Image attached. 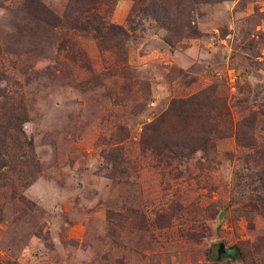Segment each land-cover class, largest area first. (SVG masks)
Masks as SVG:
<instances>
[{"label":"rangeland","instance_id":"obj_1","mask_svg":"<svg viewBox=\"0 0 264 264\" xmlns=\"http://www.w3.org/2000/svg\"><path fill=\"white\" fill-rule=\"evenodd\" d=\"M263 150L264 0H0V264H264Z\"/></svg>","mask_w":264,"mask_h":264},{"label":"trees","instance_id":"obj_2","mask_svg":"<svg viewBox=\"0 0 264 264\" xmlns=\"http://www.w3.org/2000/svg\"><path fill=\"white\" fill-rule=\"evenodd\" d=\"M67 14V13H66ZM67 16V15H66ZM61 18L62 17H59V16H55L54 15V19H55V21H53V22H50V24H52L53 26H55V27H61V28H63V23H62V20H61ZM98 27L100 26V25H97ZM102 27H105V26H102ZM195 102H197V100H195V98H192V100H190V103L189 102H187V107L188 106H190V105H192V104H195ZM252 145V144H251ZM255 157H256V159H261V160H263L264 161V150L263 151H256V153H255ZM262 180H264V170L262 171Z\"/></svg>","mask_w":264,"mask_h":264},{"label":"water","instance_id":"obj_3","mask_svg":"<svg viewBox=\"0 0 264 264\" xmlns=\"http://www.w3.org/2000/svg\"><path fill=\"white\" fill-rule=\"evenodd\" d=\"M225 246L224 244L220 245V253H219V258L221 259L223 257V255H225L227 253V251H225Z\"/></svg>","mask_w":264,"mask_h":264},{"label":"flooded vegetation","instance_id":"obj_4","mask_svg":"<svg viewBox=\"0 0 264 264\" xmlns=\"http://www.w3.org/2000/svg\"><path fill=\"white\" fill-rule=\"evenodd\" d=\"M229 252V251H228Z\"/></svg>","mask_w":264,"mask_h":264}]
</instances>
